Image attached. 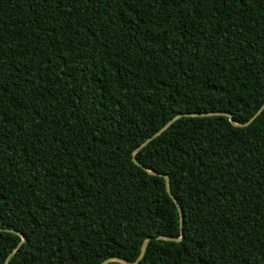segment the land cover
Listing matches in <instances>:
<instances>
[{
	"label": "trees",
	"instance_id": "1",
	"mask_svg": "<svg viewBox=\"0 0 264 264\" xmlns=\"http://www.w3.org/2000/svg\"><path fill=\"white\" fill-rule=\"evenodd\" d=\"M263 103L264 0H0V264H264Z\"/></svg>",
	"mask_w": 264,
	"mask_h": 264
},
{
	"label": "water",
	"instance_id": "2",
	"mask_svg": "<svg viewBox=\"0 0 264 264\" xmlns=\"http://www.w3.org/2000/svg\"><path fill=\"white\" fill-rule=\"evenodd\" d=\"M263 108H264V103L261 105V107L257 110V112L253 115V117L251 118V120L250 121H252L262 110H263ZM214 114H218V115H227L226 113H224V112H209V113H201V114H196V113H193V114H191V115H193V116H201V115H203V116H207V115H214ZM180 117V115H176V116H174L172 119H170L165 125H163L157 132H155L154 133V135L152 136V137H150L149 139H147L146 141H144L139 147H138V149L140 148V147H142L147 141H149V140H151L153 137H156V136H158L160 133H162L170 124H172L177 118H179ZM229 117H230V115H229ZM230 121H231V119H230ZM232 122V121H231ZM136 164H138L137 162H135ZM167 190H168V193L170 194V191H169V189H168V184H167ZM24 239H23V237H22V241H23ZM143 250H144V246H143V248H142V251L140 252V254H139V256L137 257V259L134 261V262H131V263H129V262H127V261H124V260H120V259H116V260H119L120 262H123V263H125V264H137L138 263V261L141 259V257H142V255H143ZM112 260V259H111ZM111 260H105V261H103L101 264H106V263H108L109 261H111ZM4 264H6V262L4 263Z\"/></svg>",
	"mask_w": 264,
	"mask_h": 264
}]
</instances>
